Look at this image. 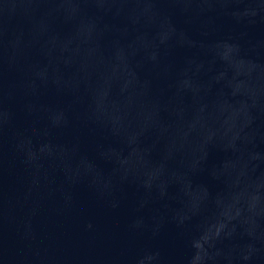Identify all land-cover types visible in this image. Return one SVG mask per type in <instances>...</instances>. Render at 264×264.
I'll return each mask as SVG.
<instances>
[{"label":"water","instance_id":"obj_1","mask_svg":"<svg viewBox=\"0 0 264 264\" xmlns=\"http://www.w3.org/2000/svg\"><path fill=\"white\" fill-rule=\"evenodd\" d=\"M0 264H264V0H0Z\"/></svg>","mask_w":264,"mask_h":264}]
</instances>
